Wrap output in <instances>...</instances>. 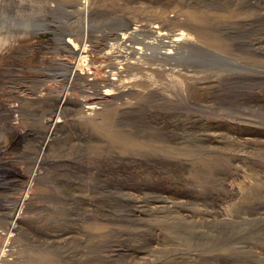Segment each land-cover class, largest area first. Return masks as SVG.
I'll return each mask as SVG.
<instances>
[{
    "label": "rangeland",
    "instance_id": "obj_1",
    "mask_svg": "<svg viewBox=\"0 0 264 264\" xmlns=\"http://www.w3.org/2000/svg\"><path fill=\"white\" fill-rule=\"evenodd\" d=\"M0 264H264V0H0Z\"/></svg>",
    "mask_w": 264,
    "mask_h": 264
},
{
    "label": "bare ground",
    "instance_id": "obj_2",
    "mask_svg": "<svg viewBox=\"0 0 264 264\" xmlns=\"http://www.w3.org/2000/svg\"><path fill=\"white\" fill-rule=\"evenodd\" d=\"M233 14H229V15H226L225 17L226 18H231V17H236V16H239L240 14H236L235 16H232ZM193 17H194V20L197 22V23H201L202 22V16L198 13L196 14H193ZM201 38L204 39L205 42H209L211 45L215 46L214 44H216V41L218 40L216 37H213V36H210L209 33L207 31H204V30H201ZM199 33V34H200ZM178 35V34H177ZM184 35V34H183ZM174 38V37H173ZM181 40V38H176L174 39L172 42H170L169 44L172 45V46H175L176 43ZM260 40V39H258ZM263 40V39H262ZM254 41V40H253ZM259 42V41H258ZM261 42V41H260ZM219 45V44H218ZM261 45V44H259ZM202 46V45H201ZM219 46H223V45H219ZM219 46H216L217 48H219ZM260 47V46H259ZM263 47V46H262ZM261 48V47H260ZM257 49V48H256ZM167 50V49H166ZM169 52V51H168ZM171 53V52H170ZM15 222L13 223H9L8 224V229L9 230H13V228L15 227ZM5 227V226H4ZM8 230V231H9ZM12 233V232H11ZM63 235V234H62ZM40 260V259H39ZM45 263V262H44Z\"/></svg>",
    "mask_w": 264,
    "mask_h": 264
}]
</instances>
